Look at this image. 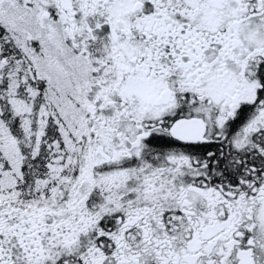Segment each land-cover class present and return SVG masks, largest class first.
<instances>
[{"label":"snow or ice","instance_id":"obj_1","mask_svg":"<svg viewBox=\"0 0 264 264\" xmlns=\"http://www.w3.org/2000/svg\"><path fill=\"white\" fill-rule=\"evenodd\" d=\"M0 264H264V0H0Z\"/></svg>","mask_w":264,"mask_h":264}]
</instances>
